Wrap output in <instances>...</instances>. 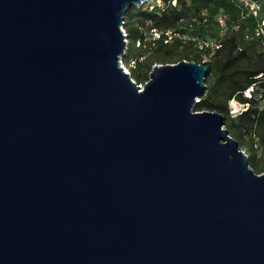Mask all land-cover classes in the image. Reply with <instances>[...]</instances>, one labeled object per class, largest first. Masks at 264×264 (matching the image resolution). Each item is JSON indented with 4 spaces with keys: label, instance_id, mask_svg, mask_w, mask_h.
Wrapping results in <instances>:
<instances>
[{
    "label": "water",
    "instance_id": "water-1",
    "mask_svg": "<svg viewBox=\"0 0 264 264\" xmlns=\"http://www.w3.org/2000/svg\"><path fill=\"white\" fill-rule=\"evenodd\" d=\"M145 0H0V264H264V171L209 68L119 65Z\"/></svg>",
    "mask_w": 264,
    "mask_h": 264
},
{
    "label": "trees",
    "instance_id": "trees-1",
    "mask_svg": "<svg viewBox=\"0 0 264 264\" xmlns=\"http://www.w3.org/2000/svg\"><path fill=\"white\" fill-rule=\"evenodd\" d=\"M258 19L250 16L241 17V8L233 0H177L176 7H170L166 11L157 12L149 10L147 6H130L124 14V29L127 33V44L124 60L128 62L134 59L136 67L132 71V78L136 82L148 80L152 64L174 63L185 59L201 63V52L195 51L190 42L182 43L173 40L164 44L160 41L153 47H144V33L151 27L172 28L177 27L181 31H188L187 23L180 25L179 19L185 22L191 17L198 20L207 19L209 26H199L193 33L215 35L217 26L214 17L219 10L223 11L225 18V30L221 38V47L213 52L209 61L205 64L209 73L205 77V89L199 101L193 106V110H209L220 113L224 118V127L235 140L242 139V127L246 126L248 132L254 135L258 146L254 148L250 143L253 154L248 158L249 166L255 173L264 171V161L260 165L254 160L255 152L260 150L264 158V33L254 37V29ZM139 42V45L137 43ZM143 57L142 59H140ZM173 62H171V60ZM258 75H261L259 78ZM253 86L250 98L244 96V91ZM234 99L239 103H248L245 111L236 116L229 113V101ZM245 124V125H243Z\"/></svg>",
    "mask_w": 264,
    "mask_h": 264
},
{
    "label": "built area",
    "instance_id": "built-area-1",
    "mask_svg": "<svg viewBox=\"0 0 264 264\" xmlns=\"http://www.w3.org/2000/svg\"><path fill=\"white\" fill-rule=\"evenodd\" d=\"M233 1L242 9L241 17L250 16L256 19L259 18L260 5L258 0H233ZM143 5L147 6L149 10L156 9V11L160 13L166 11L170 7H176L177 0H145L144 2H141L137 6H143ZM225 18L226 16L223 14V11L219 10L216 16L214 17L215 24L217 26V32L215 35H212L211 33L199 34L198 32L197 33L192 32L198 29L199 26H203L204 28L209 26V23H207L206 18H203L202 20H198L195 17H191L187 22H185L184 18H180L179 26L185 25L187 23L186 30L188 31H184V32L177 27L165 28V29L158 27H151L144 33L142 46L144 47L147 46L150 48L155 46L158 41L164 44H168L171 43L173 40L178 39L182 43L190 42L195 51L201 52L204 55H210L211 53L219 49L222 45L221 38L223 37V31L225 30ZM121 29L127 44V33L124 29V26ZM261 33L262 34L264 33V16L261 18V21L257 22L253 36L259 37ZM137 45H139V42L137 43ZM124 54H125V50L123 55L119 59V65L123 68L124 72L130 75V77L132 78L131 74L136 67V62L134 59L125 62L123 58ZM142 58L143 57H141L140 59ZM206 62H207L206 59L201 60V63L205 64ZM260 76L261 75H258L257 77L259 78ZM133 80L135 81V79ZM145 82H140V83L136 82V83L140 88H142ZM252 92H253V86H249L244 91V96L250 98ZM228 107H229L230 115L236 116L247 109L248 103H239L234 99H232L229 101Z\"/></svg>",
    "mask_w": 264,
    "mask_h": 264
},
{
    "label": "rangeland",
    "instance_id": "rangeland-1",
    "mask_svg": "<svg viewBox=\"0 0 264 264\" xmlns=\"http://www.w3.org/2000/svg\"><path fill=\"white\" fill-rule=\"evenodd\" d=\"M261 1H262V5H261V14H262V11H264V0H261ZM136 7H138V6L136 5ZM200 54H201L202 59H206L207 61H209L211 58V55L213 53H211L210 55H204L202 53H200ZM173 60L174 59H172L171 62H173ZM156 63H159V62L158 61L154 62L152 64V66ZM243 125H245V124H243ZM242 137H243L242 139L236 140V141L238 142L239 149H241L249 158L251 156V154H253L252 151L250 150L251 141L253 143L254 148L258 146V141L254 135H252L250 132H248V128L246 126L242 127ZM260 153H261L260 150H257L255 152L254 160L257 161L258 163H260V165H262L264 158L262 157V155H260Z\"/></svg>",
    "mask_w": 264,
    "mask_h": 264
}]
</instances>
